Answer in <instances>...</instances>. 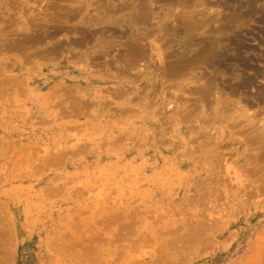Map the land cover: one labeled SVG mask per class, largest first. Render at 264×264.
Instances as JSON below:
<instances>
[{
	"label": "rangeland",
	"instance_id": "1",
	"mask_svg": "<svg viewBox=\"0 0 264 264\" xmlns=\"http://www.w3.org/2000/svg\"><path fill=\"white\" fill-rule=\"evenodd\" d=\"M0 264H264V0H0Z\"/></svg>",
	"mask_w": 264,
	"mask_h": 264
},
{
	"label": "bare ground",
	"instance_id": "2",
	"mask_svg": "<svg viewBox=\"0 0 264 264\" xmlns=\"http://www.w3.org/2000/svg\"><path fill=\"white\" fill-rule=\"evenodd\" d=\"M56 2H57V1H56ZM172 6H173V5H172ZM144 14H145V13H144ZM145 16H146V15H145ZM145 19H146V18H145ZM145 19H144V20H145ZM66 20H67V19H66ZM142 20H143V19H142ZM173 30H175V29H173ZM81 35H82V34H81ZM38 36H39V35H38ZM9 37H10V36H9ZM22 38H23V37H22ZM198 38H199V37H198ZM23 39H24V38H23ZM30 39H31V38H30ZM87 39H88V38H87ZM7 40H9V39L7 38ZM34 40H35V39H34ZM88 40H89V39H88ZM202 40H203V39H202ZM82 41H83V40H82ZM197 42H198V41H197ZM201 42H203V41H201ZM204 43H205V42H204ZM36 44H37V43H36ZM29 45H30V44H29ZM31 45H32V44H31ZM205 45H206V43H205ZM205 45H204V47H205ZM208 46H210V44H209ZM206 47H207V46H206ZM54 48H55V47H54ZM215 48H216V47H215ZM215 48H214V49H215ZM55 50H56V49H55ZM202 50H203V49H202ZM52 51H53V50H52ZM199 51H200V50H199ZM214 51H215V50H214ZM202 52H203V51H202ZM202 52H200V53H202ZM208 53H209V51H208ZM204 54H205V53H204ZM204 54L202 53V56H203ZM209 55H210V54H209ZM209 55H207V56H209ZM173 56H174V55H173ZM187 56H188V55H187ZM205 56H206V55H205ZM199 57H200V55H199ZM213 57H214V56H213ZM174 58H175V57H174ZM186 58H188V57H186ZM193 58H194V57H193ZM204 58H205V57H204ZM205 59H206V58H205ZM173 60H174V59H173ZM174 61H175V60H174ZM200 61H201V60H200ZM207 61H208V60H207ZM218 61H219V60H218ZM201 62H202V61H201ZM215 62H216V60H215ZM172 63H173V62H172ZM174 63H175V62H174ZM174 63H173V64H174ZM181 63H182V62H181ZM196 63H197V62H196ZM210 63H211V62H210ZM217 63H219V62H217ZM177 64H178V63H177ZM174 65H175V64H174ZM174 65H173V66H174ZM187 65H188V64H187ZM197 65H198V64H197ZM199 65H200V64H199ZM170 66H171V65H170ZM171 67H172V66H171ZM178 69H179V68H178ZM168 71H169V70H168ZM184 71H185V70H184ZM171 73H172V71H171ZM182 73H183V72H182ZM174 74H175V73H174ZM176 74H179V73H176ZM169 75H170V74H169ZM169 75H168V76H169ZM180 75H181V74H180ZM173 76H174V75H173ZM173 76L170 75V77H173ZM178 76H179V75H178ZM218 78H219V77H218ZM215 80H216V79H215ZM213 82H214V81H213ZM245 83H246V82H245ZM247 84H248V83H247ZM206 86H207V85H206ZM210 86H211V85H210ZM218 87H219V86H218ZM205 90H206V89H205ZM208 90H209V89H208ZM209 91H210V90H209ZM205 92H206V91H205ZM210 92H212V91H210ZM210 92H206V93H210ZM215 93H216V92H215ZM209 95H212V94H209ZM216 97H217V96H216ZM214 98H215V97H214ZM218 98H219V97H218ZM219 100H220V99H219ZM106 101H107V100H106ZM220 101H221V100H220ZM209 103H210V102H209ZM221 103H222V102H221ZM105 104H106V103H105ZM222 104H223V103H222ZM111 105H112V104H111ZM220 105H221V104H219L218 107H220ZM216 106H217V104H216ZM106 108H107V107H106ZM112 108H113V107H112ZM211 108H212V107H211ZM216 108H217V107H216ZM223 108H224V107H223ZM117 109H118V108H117ZM113 110H114V109H113ZM219 110H220V108H219ZM225 110H226V109H225ZM225 110H224V111H225ZM220 111H221V110H220ZM225 112H226V111H225ZM225 112H224V114H226ZM176 113H177V112H176ZM181 113H182V112H181ZM203 114H204V113H203ZM224 114H223V115H224ZM210 115H211V114H210ZM183 116H186V115L184 114ZM206 116H207V115H205V117H206ZM217 116H218V115H217ZM224 116H225V115H224ZM186 117H187V116H186ZM209 117H210V116H209ZM212 117H213V116H212ZM218 117H219V116H218ZM214 118L216 119V117H214ZM214 118H213V119H214ZM221 119H222V118H221ZM218 120H219V119H218ZM222 120H223V119H222ZM227 120H228V119H227ZM224 121H226V120H224ZM229 122H230V121H229ZM195 133H196V132H195ZM198 134H199V133H198ZM196 135H197V134H195V136H196ZM260 135H261V134H260ZM199 136H200V135H199ZM201 136H202V135H201ZM251 136H252V135H250V137H251ZM254 136H256V135H254ZM203 137H204V136H203ZM262 137H263V136H262ZM262 137L260 136V138H262ZM251 138L253 139V136H252ZM251 138H250V139H251ZM257 138H258V137H257ZM254 140H256L255 137H254ZM180 146H181V145H180ZM172 156H173V155H172ZM168 158H169V157H168ZM163 187H164V186H163Z\"/></svg>",
	"mask_w": 264,
	"mask_h": 264
}]
</instances>
